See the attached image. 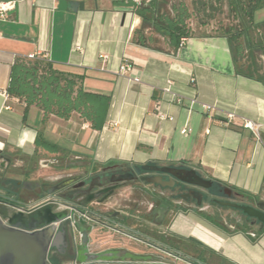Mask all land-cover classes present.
<instances>
[{
  "label": "crops",
  "instance_id": "0c3cea01",
  "mask_svg": "<svg viewBox=\"0 0 264 264\" xmlns=\"http://www.w3.org/2000/svg\"><path fill=\"white\" fill-rule=\"evenodd\" d=\"M59 1L3 0L12 8L0 18V154L15 156L13 167L32 158L39 132L60 153L38 155L63 162L65 168H168L211 182L215 196L223 192L245 203V194L254 198L249 206L264 204V85L235 73L227 38L191 24L192 33L200 34L179 50H170L159 34L152 46L141 47L131 40L141 19L114 4L128 0H64L84 4L76 13L58 11ZM253 21L264 22V8ZM34 55L61 72L83 75L85 92L109 97L101 130H92L75 113L67 120L50 116L42 122L34 106L23 120V103L6 92L10 66L16 56ZM124 61L131 70L118 75ZM158 113L172 121L160 120ZM243 121L259 126V141L241 127ZM185 127L189 132L182 135ZM166 194L185 210L168 207L155 233L135 230L162 236L171 252L189 254L197 264H264V235L250 238L236 229L243 218L230 216L229 223L220 214L223 230L197 213H212L209 204L193 208L173 192Z\"/></svg>",
  "mask_w": 264,
  "mask_h": 264
},
{
  "label": "trees",
  "instance_id": "16d2710c",
  "mask_svg": "<svg viewBox=\"0 0 264 264\" xmlns=\"http://www.w3.org/2000/svg\"><path fill=\"white\" fill-rule=\"evenodd\" d=\"M114 4L130 8L132 13L142 21L140 28L132 34V43L141 47H150L155 42L154 34H159L163 36L172 51L177 50L181 39H188L193 35L190 27L191 20L196 18L200 12L206 13L210 6L208 0H139L138 4L134 0H128L125 3L115 2ZM226 4L239 24L236 28H226L219 34L227 38L230 44L235 73L264 85V76L259 74V68L253 59L254 51H264V22L256 24L253 21L254 13L264 8V0H226ZM83 81V75L61 72L39 55H34L32 58L16 56L10 66L6 92L9 97L16 98L23 103L24 121L29 107L34 106L42 112V122L50 116L67 120L75 113L89 123L92 130L99 131L104 126L110 100L105 95L85 92ZM34 146V155L24 163L35 160L38 151L49 154L60 153V149L46 141L39 132L36 134ZM242 195L246 202L237 204L249 206L254 203V198ZM153 201L156 208L164 203L170 208L185 210L174 206L170 198L165 201L164 198L156 197ZM212 206L210 214L197 213L214 226L226 230L218 212V209L223 208ZM239 213L243 222L240 227L235 226L236 229L247 234L253 233L255 237L264 235L263 225ZM228 222L233 223L231 220ZM147 240L150 245L163 247L162 251L197 263L195 258L189 254L181 251L175 254L171 252L162 236L150 237V240Z\"/></svg>",
  "mask_w": 264,
  "mask_h": 264
},
{
  "label": "flooded vegetation",
  "instance_id": "af4514ba",
  "mask_svg": "<svg viewBox=\"0 0 264 264\" xmlns=\"http://www.w3.org/2000/svg\"><path fill=\"white\" fill-rule=\"evenodd\" d=\"M10 163H6V160ZM14 160L0 154V164L4 167L0 168V215H8L18 213L25 219L35 217L37 225H45L49 223L50 215H60L62 213L56 212L53 204L48 205L45 209L38 212L39 204L41 202H63L66 204L77 203L86 206L90 203H105L116 201L119 204L126 202L121 198H113V195L124 188L123 185L130 184L129 195L132 196L134 187L145 192L150 202L148 205V214L155 209L154 199L156 197L164 198L165 201L169 200L167 192L184 191L180 193L178 199L182 202L185 200H194L195 205L204 203L206 197H210L209 193L214 191V188L206 190L193 185L183 184L190 181L187 174L177 172L176 170L168 168H150V171H143L142 168H120L115 171L106 170H88L80 174L69 175L66 177H59L51 185L42 182L30 183L27 180L16 182L13 179L5 178L9 168L12 166ZM169 172L173 173L174 181L178 182L172 189L161 188L160 186L149 183L155 176H162L163 180L170 178ZM147 187V188H146ZM151 187V189H148ZM188 188V189H187ZM136 189V190H137ZM184 189V190H183ZM203 194V196H202ZM188 198V199H187ZM33 200V201H31ZM129 201V200H128ZM234 202L233 197L224 195L223 192L217 196L210 197L209 207L212 205L219 206L216 202ZM220 207V206H219ZM160 208H156L155 213ZM164 219L159 224L163 225L166 221ZM129 215L126 211L118 209L110 213L105 222L96 221V224L84 225L77 224V236L72 230L66 226V235L63 242L57 241L54 247L48 251L47 259L50 264H164L160 262V258L155 257L153 254L147 253L146 255L140 254L135 249L133 251L126 248H101L95 246L92 234L95 231H102L106 229L114 233L117 240H127L133 247L143 248L146 251L160 250L163 247L157 245H150V237L142 232L129 228L127 219ZM124 218H127L124 220ZM155 223V219L152 220ZM30 224H28L29 226ZM130 231H132L130 233ZM85 235V243H83ZM102 245V244H101ZM163 253V252H162ZM183 260V259H182ZM182 264H197L186 259L181 261ZM177 263V264H180Z\"/></svg>",
  "mask_w": 264,
  "mask_h": 264
},
{
  "label": "rangeland",
  "instance_id": "374dc122",
  "mask_svg": "<svg viewBox=\"0 0 264 264\" xmlns=\"http://www.w3.org/2000/svg\"><path fill=\"white\" fill-rule=\"evenodd\" d=\"M208 1L210 2V6L208 7L207 12L198 13L197 17L191 20L190 26L191 24H193L195 30L198 29V27L200 26H208L207 28L208 34L211 33L219 34L222 33L223 30H225L226 28H236L238 26L239 24L238 20L234 17L233 13L229 11L226 4V0H208ZM254 19H256L257 21V17H255ZM192 34L199 35L200 33L193 32ZM253 59L255 60V63L259 68V74L264 76V51L263 52L258 50L254 51ZM45 155L46 154L44 155L39 154L37 155V158L35 160L33 161L31 160L29 162H26L25 164H21L20 166L13 167L12 165L9 168L5 178L13 179L16 182L27 180L30 183L42 182L44 184L51 185L59 177H66L69 175L80 174L81 172L84 171L83 167L87 165V164H83L81 166L75 165L70 168H65L66 167L65 163L63 162L55 163L50 157ZM11 159L15 160L16 157L12 156ZM43 159L51 162L52 164L48 163L46 168H41L39 162L42 161ZM57 164H59L60 167L56 168L55 166ZM123 186L124 188L122 190L117 191L113 195V198H121L117 195L119 194L122 196L121 198L122 200L123 199L126 200V202L120 203L119 209H121L122 211H126V213H128L129 217L127 219V225L129 226V228L134 229L135 227H138V229L141 231H145L146 228H149V230L151 231L153 230V233L157 232V230L153 228H156L157 226H159V224H155L152 222L153 218L156 219V213H155L156 207L150 213V215H147L148 205L150 202L149 196L145 192L137 189L136 187H134L135 190H133V194L132 196H130L129 189L131 185L126 184V186L125 185ZM148 189H151V187H148ZM183 192L184 191H175L173 192V195L178 199L179 194ZM209 195L210 197L215 196L214 194H212V192L209 193ZM210 197L204 198L205 199L204 203L209 204L208 201L210 200ZM182 204L191 206L193 208H195L196 206L194 200L192 199L182 201ZM95 208L96 210H101L102 206H96ZM218 211L227 222L231 220L230 216H237L242 218L239 212L229 208L218 209ZM92 238L94 240L95 246L98 245L101 248H126L131 251L135 249L137 252L143 255L149 253V254H153L155 257L158 258L164 257L161 250L159 249L146 251L143 248L133 247L131 243L127 240H117L118 237L115 238L114 233L107 231L106 229H103V232L102 231L100 232L99 230L93 232Z\"/></svg>",
  "mask_w": 264,
  "mask_h": 264
},
{
  "label": "water",
  "instance_id": "95a60500",
  "mask_svg": "<svg viewBox=\"0 0 264 264\" xmlns=\"http://www.w3.org/2000/svg\"><path fill=\"white\" fill-rule=\"evenodd\" d=\"M58 11L68 10L71 13H76L78 10H84L82 2L64 1L58 2ZM10 163V160H6ZM4 164H0V168ZM143 171L152 169L143 167ZM156 170V169H155ZM153 171V170H152ZM170 178L163 180L162 176L153 177L149 183L160 186L161 188L172 189L179 182L174 181L172 172H169ZM190 181L188 184L210 189L212 184L209 181L194 175L187 174ZM222 208H229L241 212L243 216L254 219L264 226V204L258 203L254 206L237 204L235 202H216ZM47 206L38 208V212L45 209ZM168 211L166 204H161L156 212L155 224H160ZM63 214L50 215L49 223L45 225H37L35 217L25 219L18 213L8 215H0V264H50L47 259L48 251L54 247L57 241L63 242L66 235V224L64 223ZM28 224H30L28 226ZM85 235L83 243H85Z\"/></svg>",
  "mask_w": 264,
  "mask_h": 264
},
{
  "label": "built area",
  "instance_id": "2783aa9c",
  "mask_svg": "<svg viewBox=\"0 0 264 264\" xmlns=\"http://www.w3.org/2000/svg\"><path fill=\"white\" fill-rule=\"evenodd\" d=\"M136 4L139 3V0H134ZM12 8V3L11 2H3V0H0V18L5 19L7 17V12ZM187 39H181L179 46L177 50L181 49L186 42ZM77 49V48H76ZM29 58H32V56H29ZM44 58V57H43ZM104 59V57H101ZM46 59V58H45ZM131 70V65L127 62L124 61L117 74L118 75H125ZM137 81V80H135ZM165 93H170L169 87H166L164 89ZM173 101L176 104H180L181 100L177 97H173ZM205 109H208L205 107ZM160 120H169L172 121V118H168L167 116L163 115L162 113H158L157 115ZM234 116L233 115H227V120L228 121H233ZM241 127L245 130H248L252 137L256 140L259 141V126L250 122V121H243L241 124ZM189 132L188 128H183L180 133L182 135H186ZM51 162L42 160L39 162V165L41 168H46L47 164ZM50 204H53V207H55V211L62 213L64 216V223L66 226L72 230L74 233L77 234V236H80V233L77 232V224L82 223L84 225H92L96 224V221H102L105 222L106 219L109 217L110 213H113L119 209V204L116 201L112 202H105V203H90L86 206L79 205L77 203L73 204H66L63 202H41L39 204V207H45ZM96 206H102L101 210H96ZM250 238H255V235L253 233L249 234ZM164 257H160V262L164 264H177L183 261L180 257L173 256L165 251H162Z\"/></svg>",
  "mask_w": 264,
  "mask_h": 264
}]
</instances>
